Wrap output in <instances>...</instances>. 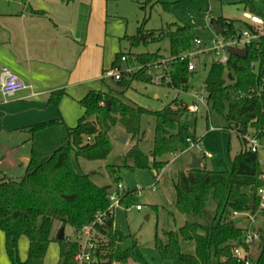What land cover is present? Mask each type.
Listing matches in <instances>:
<instances>
[{
    "label": "trees",
    "instance_id": "trees-1",
    "mask_svg": "<svg viewBox=\"0 0 264 264\" xmlns=\"http://www.w3.org/2000/svg\"><path fill=\"white\" fill-rule=\"evenodd\" d=\"M252 14L257 12L254 4L243 2ZM155 0H147L142 9L154 8ZM164 9L169 4L162 3ZM144 23L135 36H125L132 47L148 46L151 43L167 40L170 55L165 58L157 53H119L113 66L127 58L129 66L142 67L137 72L123 75L117 85L124 89L132 88L135 82L154 84L155 66L160 65L165 75L161 86L177 91L188 92L190 81L197 72H190V59L181 56L191 52L194 36L189 25H169L158 31H147ZM225 37H234L243 29L252 28L243 21L220 17L212 19ZM166 63L163 65V61ZM260 62L264 73V48L248 49L245 59L231 56L228 65L214 62L205 82L208 106L226 115L231 128L242 139L244 149L232 161L230 169L209 171L206 168L181 171L175 183V208L186 218V223L178 231L166 232L167 243L156 237L159 256L172 264H243L235 256V250L245 247L244 239L248 229L235 224V214H251L264 218L260 211L259 191L264 187V170L259 153L248 147L246 137L254 132L259 140L264 139V101L249 98L257 84V76L251 68ZM102 92H90L81 104L85 115L76 127L68 129L66 144L57 148L52 155L43 158L32 151L25 176L20 180L9 177L0 179V231L5 235V248L13 264H45L48 248L52 243L60 247L59 264H75L79 244L65 237L53 236L55 223L60 230L70 227L76 233L91 229L95 233L96 248L93 264H149L136 240L126 236L114 227V215L109 208V195L112 186L97 185L91 175L79 173L73 163L76 159L105 161L112 151L110 133L121 125L126 134L136 144L127 154L122 165H108L113 183L119 185L122 170H151L156 178L169 165L167 158L184 151L188 139L198 141L190 134L196 125V115L190 113L184 101L174 100L161 111H150L143 107H132L119 96ZM64 92L54 93L51 103L58 106ZM108 102L111 106L108 108ZM150 116L155 121L153 148L145 154L139 144L144 132L143 117ZM62 122L52 121L34 126L32 135ZM136 190L121 193L120 206L127 209L141 206ZM102 221V224L99 223ZM259 234V241L250 254L251 264H264V225L253 226ZM27 237L29 253L26 261L19 259V239ZM129 239L133 245L124 248ZM194 243L195 254L182 251V243Z\"/></svg>",
    "mask_w": 264,
    "mask_h": 264
},
{
    "label": "rangeland",
    "instance_id": "rangeland-1",
    "mask_svg": "<svg viewBox=\"0 0 264 264\" xmlns=\"http://www.w3.org/2000/svg\"><path fill=\"white\" fill-rule=\"evenodd\" d=\"M147 0H110V34L109 50L113 53H157L160 52L165 58L170 55L167 40L151 43L148 46L132 47L130 41L125 36H135L138 28L144 23L145 18L147 31H158L167 28L169 25H189L195 39H201L206 44H210L216 37L212 19L224 17L230 20L242 21L246 11L244 1L254 4L255 9L260 14H264V0H155L154 8L149 6L146 11L142 9ZM162 3L169 4L170 9H164ZM119 16L122 19L117 18ZM216 61L213 55H198L195 60L198 70L195 77L190 81L188 92L177 91L167 86L135 82L130 89H124L117 85L115 81L106 79L107 85L113 88L112 94L125 97V101L135 107H143L150 111H161L171 104L174 100L184 101L192 104L197 97L208 96L205 89V82L209 71ZM110 67L109 69H111ZM108 69V70H109ZM108 87L105 89L107 91ZM159 95V99L155 95ZM197 96V97H196ZM111 106V104H110ZM196 115L197 121L194 130L196 138L201 139L203 151L210 154L204 158L200 151L190 147L184 151L171 155L167 158L170 162L168 168L163 170L159 177L151 170H122L119 183L124 190H136L138 203L143 207L142 211L137 210V206L130 208L118 206L115 210L114 227L126 236H132L136 240L141 252L149 264H172L170 261L163 260L156 249V237L164 244L167 237L166 232L178 231L184 216L178 213L174 202L176 199L175 183L178 172L190 165L193 155L201 157L203 168L209 171H223L230 169L233 159L245 148L242 139L236 131L231 128L226 115L216 113L211 106L200 105L199 113ZM142 129L144 136L139 148L145 153L150 154L153 148V137L155 131V121L150 116L143 117ZM124 128L116 126L110 133L112 141V151L105 161H87L76 159L73 156V163L79 173L91 175L93 181L99 186H112L116 189V184L108 172V165H122L127 160L128 152L136 144L129 140L128 143L121 142V132ZM254 134V132H251ZM129 138H131L129 136ZM66 144V138L60 146ZM58 146V147H60ZM35 150L47 158L53 151L47 150L46 146H40ZM57 147V148H58ZM32 145L24 142H15L3 136L0 139V179L9 177L14 180L22 179L26 174V168L22 165L23 157L32 155ZM260 159L264 161V139L259 142ZM264 170V163L262 164ZM148 217V218H147ZM239 228L248 229L250 220L247 216L241 215L234 219ZM264 225V218H258L257 226ZM59 223H55L53 236L59 231ZM65 237L71 242H75L78 235L70 227L65 228ZM133 239L124 244V248L133 245ZM19 259L24 262L28 258L29 241L23 236L19 239ZM182 251L189 255L195 254L194 243H182ZM60 247L58 243L50 244L45 264H59ZM0 264H13L5 248V235L0 231ZM120 264V263H115ZM125 264H136L129 261Z\"/></svg>",
    "mask_w": 264,
    "mask_h": 264
},
{
    "label": "crops",
    "instance_id": "crops-1",
    "mask_svg": "<svg viewBox=\"0 0 264 264\" xmlns=\"http://www.w3.org/2000/svg\"><path fill=\"white\" fill-rule=\"evenodd\" d=\"M110 13V0H0V70L7 68L31 87L11 98L0 95V139L54 152L85 115L81 101L90 92L114 90L104 79L119 54L109 50ZM61 91L56 106L50 101ZM57 120L62 123L34 135L29 131ZM120 137L134 142L125 130ZM29 162L30 157L22 158L26 170ZM185 223L184 217L181 227Z\"/></svg>",
    "mask_w": 264,
    "mask_h": 264
},
{
    "label": "built area",
    "instance_id": "built-area-1",
    "mask_svg": "<svg viewBox=\"0 0 264 264\" xmlns=\"http://www.w3.org/2000/svg\"><path fill=\"white\" fill-rule=\"evenodd\" d=\"M244 22L250 25L252 28L243 29L238 35L234 37H225L222 34L217 35L212 39L211 43L208 45L201 39H195L193 43V48L191 52L183 54L181 56L182 60L190 59L188 69L190 72H197L198 66L195 62L198 55L211 54L218 62L224 66L228 65L229 59L232 56L230 50H247L249 48H256L260 50L264 48V16L246 14L244 15ZM248 56V54H247ZM166 61H163V65ZM251 68L255 71L257 76V84L251 90L249 98H256L264 101V73L261 72L260 62L253 63ZM142 67L135 64L134 66H129L127 58L123 57L121 63L117 66H113L111 69L107 70L104 74V79L113 80L118 82L122 79L123 75L132 74L139 71ZM155 76L153 83L156 85H161L163 77L166 72L160 65L155 66ZM31 87L27 86L17 75L10 72L7 68L3 67L0 70V95L4 98H11L18 93L24 92ZM197 97V96H196ZM208 106L207 97L202 95L197 97L195 102L188 105V110L190 113H199L200 105ZM248 147L253 153H259V142L260 140L253 134L246 137ZM188 147L200 151L204 158L210 157V154L203 151L200 141H193L192 138L188 139ZM261 161V164L264 161ZM264 179V176H263ZM125 190L121 184L116 186V190L111 192L109 195V200L111 206L109 210L115 213V210L120 206V194ZM259 196L261 198L260 211L264 210V187L259 191ZM142 206H138L137 210L141 211ZM245 215L250 220V225L248 228V233L245 235L244 244L245 247L249 249L246 251L244 247L237 248L235 250V256L238 261L243 264H251L250 254L253 247L259 241V234L252 231L253 226H257L258 218H260V213L256 215L251 214H235L234 217ZM102 224V221L99 220ZM78 237L75 240L80 246L79 252L75 256V264H93L95 261L94 251L96 248L95 233L91 229H84L77 233Z\"/></svg>",
    "mask_w": 264,
    "mask_h": 264
},
{
    "label": "water",
    "instance_id": "water-1",
    "mask_svg": "<svg viewBox=\"0 0 264 264\" xmlns=\"http://www.w3.org/2000/svg\"><path fill=\"white\" fill-rule=\"evenodd\" d=\"M214 27V31L217 35H220L222 33V29L219 27V25L217 23H214L213 25ZM230 53L233 55V56H236V57H239V58H242V59H245L247 57V50H230ZM108 108L110 107V103L108 102ZM121 142L123 143H126L127 140L125 138H122L120 140ZM202 167V160L197 157V155H193L192 157V164L190 166V170H196V169H201ZM58 239L59 240H64L65 239V229L62 228L60 231H59V234H58Z\"/></svg>",
    "mask_w": 264,
    "mask_h": 264
}]
</instances>
